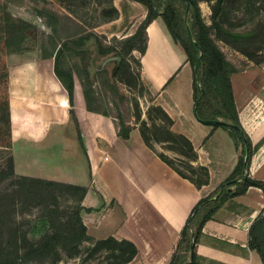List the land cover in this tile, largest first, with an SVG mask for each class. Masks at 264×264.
<instances>
[{"label":"crops","instance_id":"crops-1","mask_svg":"<svg viewBox=\"0 0 264 264\" xmlns=\"http://www.w3.org/2000/svg\"><path fill=\"white\" fill-rule=\"evenodd\" d=\"M112 4L117 18L94 30L109 44L120 45L136 36L146 8L129 0H112ZM146 35L140 79L152 103L171 118V130L190 140L196 163L208 168L206 185L196 188L167 166L144 143L137 125L131 124L124 139L109 115L89 111L74 75L73 108L80 143L67 92L53 72V60L38 54L7 56L16 63L8 68L10 152L17 176L85 187L80 205L90 211L81 210L80 217L86 235L94 241L112 237L131 242L136 254L126 264H168L192 208L232 172L240 148L227 129H212L196 119L192 69L160 17L147 25ZM136 54L132 52L135 58ZM249 83L237 90L233 87V95L238 120L255 145L264 136V89ZM263 146L249 165L250 176L261 180L264 159L255 155ZM233 201L237 208L221 209L203 225L195 244L200 263L263 264L248 247V229L263 210L264 195L259 188L249 187Z\"/></svg>","mask_w":264,"mask_h":264},{"label":"trees","instance_id":"trees-1","mask_svg":"<svg viewBox=\"0 0 264 264\" xmlns=\"http://www.w3.org/2000/svg\"><path fill=\"white\" fill-rule=\"evenodd\" d=\"M75 1L69 0L68 5L63 7V12L45 8L37 9V16L45 20L49 34L39 32L32 20L13 19L8 15L0 19V87H2L0 103L5 112L1 124L7 132L9 142L8 67L5 56L24 52L29 42H39L40 57L53 60V72L67 92L71 119L77 128L76 134L80 143L82 141L73 108V76L76 75L81 83L87 109L91 112L109 115L113 119L117 134L124 139L128 137L132 129L131 124L140 123L142 127L147 128L146 122L141 119V114L135 116L133 112L139 109V101H132L129 89L123 87L131 86L127 83L126 78H128L134 85L138 82L142 86V89L140 88L137 92L140 98L144 95L148 97L150 103L146 113L148 119L152 121L150 111L160 115L156 119L162 125L158 126L154 121L152 127L157 131H163L170 138L160 142L178 139L184 141L188 146V153L183 155L188 159L189 168L192 172L198 168L201 171V177L193 179L178 170L164 155L157 153L158 157L196 188L206 185L209 180L208 168L196 163L197 153L190 140L171 130V118L161 106L152 103V95L138 73L140 56L146 50V27L154 19L160 17L174 43L182 49L192 69L196 119L204 125L211 126L212 129L218 127L227 129L236 148H240V154L232 172L206 197L200 198L192 208L179 234L176 249L168 262V264H202L198 261L195 244L199 240L205 222L213 219L221 209L234 210L237 208L238 204L233 199L243 195L249 187L259 188L264 195V180L252 178L249 174L251 158L264 143V136L255 145L252 144L238 120L234 102L232 77L242 72L243 68L233 62L218 45L214 32L223 28L215 21L211 25L205 23L199 5L200 0H129L142 4L146 8V16L138 25L136 36L128 38L120 45L109 44L104 35L94 30L98 25L117 18L118 11L113 6L112 0H105L103 3L97 0L96 4L104 8V16L90 27H83L79 24L77 7L71 8ZM187 3L191 20L189 31L186 29L183 18L184 12L179 6ZM4 6V2L0 0V10ZM237 50L241 51V49ZM133 51L138 54L136 58L132 56ZM84 52H87L89 56L87 66L75 61V58L84 57ZM244 54L252 60L256 56L255 54ZM139 118L141 121H137ZM138 130L144 143L154 150L149 145V138L145 131L141 128ZM12 176H14V162L12 156L8 155L0 165V181ZM56 192L76 194L75 202L79 209L75 218L63 224L65 229L62 232L58 231L59 226L56 225L61 214L52 207L57 204ZM85 193V187L67 183L25 176L13 179L11 189L0 190V254L7 246L21 247L25 250L24 257L27 259L52 258L53 264H57L54 256L58 248L70 256L76 246L87 241H94L86 235V229L80 217V211L84 209L80 202ZM17 201L34 208L39 206L50 208L48 211L49 232L36 246L32 245L24 234L17 233L14 219L9 212L10 206ZM227 202L230 203L226 205ZM84 210L90 211L86 208ZM94 243L98 248L103 247L111 252L107 258L108 264H126L136 254V247L124 239L116 240L110 237L95 240ZM248 247L257 252L264 264V215L262 211L249 226ZM188 257H190L189 261Z\"/></svg>","mask_w":264,"mask_h":264},{"label":"rangeland","instance_id":"rangeland-1","mask_svg":"<svg viewBox=\"0 0 264 264\" xmlns=\"http://www.w3.org/2000/svg\"><path fill=\"white\" fill-rule=\"evenodd\" d=\"M102 3L105 0H101ZM4 8L0 10V19L3 16H10L13 19L24 18L32 20L39 32L49 34V28L46 26L45 20L37 16V9L45 8L53 11H64L63 7L68 5L69 0H2ZM83 3V4H81ZM97 0H76L75 4L71 6L77 7L78 22L83 27H90L92 24L101 20L104 16V8L98 6ZM202 17L206 24L211 25L214 21L220 23L223 29L215 30L214 36L218 45L228 55V57L235 62L238 66L243 68L242 72L237 73L232 77V85L237 90L242 86L251 84L252 87L256 86L264 89V0H200L199 2ZM184 12V20L186 29L189 31L190 27V12L187 4L179 5ZM237 49H241L237 50ZM23 54L26 57L32 58L39 54V42H29ZM244 53L255 54L254 60L249 59ZM84 57L75 58V61L87 66L88 53L84 52ZM9 55V54H8ZM5 60L7 67H14L16 63L10 62L7 56ZM137 55V54H136ZM9 57H14L13 55ZM9 62V64H8ZM134 68L136 65L133 63ZM127 79L129 85L123 86L124 89H129L132 101H139V109L134 110V115L139 116L147 124V128L142 127L140 123L137 128L145 131L146 136L149 138V145L158 153L164 155L169 159L172 164L185 175L198 179L201 177V171L196 168L192 172L189 168L188 159L183 155L187 152V144L178 140H169L167 142H160L161 140L170 139L161 130H156L152 127V123L161 126L162 123L156 119L158 115L154 111H150L152 121L148 119L147 109L149 106L148 97L138 96V90L142 86L136 82L134 85L131 79ZM251 79V80H250ZM2 87H0V93ZM1 96V95H0ZM5 117V112L0 103V165L3 163L6 156L11 155L9 138L5 128L1 122ZM137 121H141L140 118ZM188 153V152H187ZM257 159H264V146L255 155ZM14 176L0 181V190H9L12 187ZM76 194L70 192H56L55 199L56 205L52 206L57 209L61 214L56 225L58 231L62 232L65 229V224L68 220L76 217L78 204L75 202ZM230 202H227L228 205ZM48 206L32 207L24 202L17 201L9 208V212L14 219V225L17 228V233L24 234L32 245L36 246L42 242L45 234L49 232L48 222ZM263 211V210H261ZM73 222V221H72ZM25 250L21 247L7 246L0 254L1 264H11L18 262L20 264H53L52 258L47 260H32L24 257ZM111 252L106 251L105 248H98L94 241H87L72 250L71 255L61 249H57L54 256L55 263L57 264H108L107 258ZM42 262V263H40Z\"/></svg>","mask_w":264,"mask_h":264},{"label":"built area","instance_id":"built-area-1","mask_svg":"<svg viewBox=\"0 0 264 264\" xmlns=\"http://www.w3.org/2000/svg\"><path fill=\"white\" fill-rule=\"evenodd\" d=\"M262 214L264 215V206H263V211H262Z\"/></svg>","mask_w":264,"mask_h":264},{"label":"water","instance_id":"water-1","mask_svg":"<svg viewBox=\"0 0 264 264\" xmlns=\"http://www.w3.org/2000/svg\"><path fill=\"white\" fill-rule=\"evenodd\" d=\"M187 5H188V3H187ZM189 6V5H188Z\"/></svg>","mask_w":264,"mask_h":264}]
</instances>
